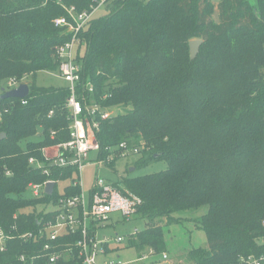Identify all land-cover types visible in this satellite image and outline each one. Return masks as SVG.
<instances>
[{"label":"trees","instance_id":"1","mask_svg":"<svg viewBox=\"0 0 264 264\" xmlns=\"http://www.w3.org/2000/svg\"><path fill=\"white\" fill-rule=\"evenodd\" d=\"M106 5L108 14L93 17L81 34L82 82L95 87L94 94L85 93L89 100L130 109L102 124L100 141L105 147L144 141L149 150L136 168L168 163L165 171L120 180L141 198L136 217L146 221L130 246L161 253L164 226L182 222L178 214L208 207L197 221L209 250L189 252L191 264H232L258 252L257 240L264 235V0L255 7L250 0H221L218 6L212 0H109ZM98 6L97 0H0V84L42 71L58 73L56 49L70 35L54 21L69 18L72 7L82 13ZM189 38L204 41L193 61L185 54ZM178 66L186 71L188 86L168 90V73ZM222 72L238 82L231 98L229 90H201L199 96L198 90H187L192 76L210 80ZM29 86L26 105L0 96V107L9 109L0 122V136L6 134L0 139V230L13 236L0 251V264H48L45 239L25 242L20 235L37 232L49 219L47 208L61 196L58 184L53 195L19 196L31 184L65 181L72 174L51 168L43 154L67 139L68 86L42 87L35 81ZM106 94L110 97L103 100ZM226 99L232 103L225 105ZM32 137L38 139L29 141ZM32 157L45 162L49 174L32 167ZM80 192L64 190L67 196ZM162 217L170 223L162 225ZM75 240L65 236L57 250ZM74 253L57 264H81Z\"/></svg>","mask_w":264,"mask_h":264},{"label":"built area","instance_id":"2","mask_svg":"<svg viewBox=\"0 0 264 264\" xmlns=\"http://www.w3.org/2000/svg\"><path fill=\"white\" fill-rule=\"evenodd\" d=\"M108 1L97 0V3L101 6L107 4ZM98 7H93L92 11L82 13H78L72 7L69 10V18L62 17L54 21L56 27L65 28V32L70 35V40L56 49V55L60 61L59 76L66 82L70 91L65 104L70 126L67 139L52 147L53 152L47 149L48 151L44 150L43 154L46 161L50 162L51 168L71 170L72 174L65 180L70 181L71 184L66 187L79 188L81 192L70 196L60 192V198L47 208L46 212L50 216L41 228L37 232L20 235V238L25 242L32 241L36 237L45 239L43 250L49 252L48 264H57L61 260L74 258V249L78 251L81 264H123L121 261H107L106 258L116 250L112 243L121 244L126 238L120 235H117L116 238L108 236L101 238V231L111 226L110 223L113 220L119 223L136 217L142 204L140 197L128 191L120 183L121 179L109 182L98 177L88 198L83 191L82 174L86 167L91 165L98 168L110 167L119 158L142 157L143 153L149 150L144 141L135 146L122 142L107 147L103 146L100 141L102 124L116 117V107L104 106L96 99L89 100L87 98L85 93L94 94L95 87L92 83L84 84L82 82L83 66L79 60V52L81 46L84 45L81 34L93 19ZM24 83H26L25 78L22 81L12 78L5 83L7 86L5 90L17 89ZM108 97L110 96L106 94L102 99L106 100ZM22 103L26 105L27 99H22ZM8 112L9 109L0 107V122L4 120L5 114ZM54 114L55 112L51 111L50 117ZM51 135L54 139L57 132L52 131ZM93 153L95 155L91 157ZM29 163L34 168L44 170V174L50 172V168H46L45 162L35 157L30 158ZM49 182H55L59 187V183L62 181L48 180L43 184H31L29 188L33 191L34 197H41L46 193V186ZM262 225L264 228V221ZM137 233L139 232L136 231L130 239ZM65 236L76 237V240L65 243V249L57 250L59 247L57 244ZM11 239L13 236H7L3 230H0V251L6 250L7 242ZM257 245L258 252L242 256L232 264H264V235L257 240ZM149 254L153 255L154 251L150 249ZM36 258L33 257L32 261ZM147 258L148 255L143 257V259ZM20 259L23 262L27 261L25 255ZM164 259H168L165 253Z\"/></svg>","mask_w":264,"mask_h":264},{"label":"rangeland","instance_id":"3","mask_svg":"<svg viewBox=\"0 0 264 264\" xmlns=\"http://www.w3.org/2000/svg\"><path fill=\"white\" fill-rule=\"evenodd\" d=\"M213 3L218 6L221 0H212ZM252 6H256L257 0H250ZM108 14V7L106 4L101 5L95 11L94 18L98 19L104 17ZM215 21H219V11L218 8L213 16ZM194 40H199L196 38H189L187 41V53L186 57L188 60L191 58L190 54V42ZM86 51L85 46L82 49V56H84ZM188 54V56H187ZM264 72V70H263ZM184 74V76H183ZM186 71L182 67L178 66L176 69H172L168 73L167 86L168 90H181L185 85V90L188 86L186 80ZM192 85L187 90H198L196 95L199 96L202 92L201 90H209L208 94H213V90H229V97L232 96V90L235 89L238 82L235 80L234 75L222 72L221 74L213 75L209 80L202 75L192 76ZM35 81L37 85L42 87H63L66 85V82L59 76L57 72L42 71L38 72L36 76L30 75L26 76L25 82L30 84ZM196 82H198L196 86ZM181 84V85H180ZM7 88L6 84H0V96L3 94V90ZM203 94V93H202ZM224 92L218 94L217 97H223ZM226 104H231L232 100L226 99ZM227 105V106H228ZM130 108H127L124 105L116 106L115 114L116 116L124 115ZM38 137H32L29 141L37 140ZM25 146V142H24ZM48 151L46 148L44 149ZM50 152H53V149H49ZM94 153L91 157H94ZM140 159V156H130L126 158L117 159L114 164L110 167H101L91 165L86 167L83 170L82 174V185L83 191L86 198L89 197L90 192L94 188L96 179L102 177L103 179L109 182L119 181L123 177L126 178H137L140 176H146L168 169V163L164 160L157 161L150 166L143 168H136V163ZM132 169H135L132 171ZM70 181H62L59 183L60 192L63 193L66 186H69ZM19 198L33 199V191L28 188L25 193H23ZM208 207H203L197 211H191L186 213L178 214L182 217L183 221L179 222L174 220V224L170 226H164V235H163V244L164 250L161 253H154L153 255L149 254V250L140 253L136 248L130 246L129 239L130 237L137 232H140L145 229L146 221L140 219L139 217H132L124 222L112 221L106 229L101 231V238L103 236H108L109 238H116L117 235L124 236L126 240L121 243L113 242L112 245L115 246L116 250L112 251L107 256V261L118 262L121 261L123 264H191V261L188 257L189 252L195 249H199L202 252L207 253L209 250V244L207 240V235L205 230L199 225L197 219L206 214ZM159 222H162V225H167L170 223L169 217H162L158 219ZM164 253L167 254L168 259H164ZM148 255L147 259H143L144 256Z\"/></svg>","mask_w":264,"mask_h":264},{"label":"water","instance_id":"4","mask_svg":"<svg viewBox=\"0 0 264 264\" xmlns=\"http://www.w3.org/2000/svg\"><path fill=\"white\" fill-rule=\"evenodd\" d=\"M204 43L203 40H194L190 42V53H191V60H195L200 52V48ZM30 94V86L26 83L20 85L17 89L6 91L3 90V94L1 96L2 99H9V98H17V99H25ZM6 137V134H2L0 139ZM133 171V170H132ZM55 182H49L46 186V194L52 195L55 189Z\"/></svg>","mask_w":264,"mask_h":264},{"label":"crops","instance_id":"5","mask_svg":"<svg viewBox=\"0 0 264 264\" xmlns=\"http://www.w3.org/2000/svg\"><path fill=\"white\" fill-rule=\"evenodd\" d=\"M132 170H135V169H132Z\"/></svg>","mask_w":264,"mask_h":264}]
</instances>
